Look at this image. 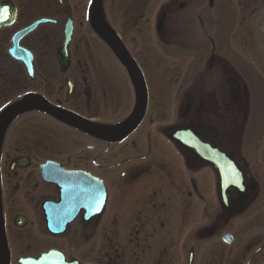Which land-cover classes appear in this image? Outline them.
I'll return each mask as SVG.
<instances>
[{"label":"flooded vegetation","instance_id":"obj_1","mask_svg":"<svg viewBox=\"0 0 264 264\" xmlns=\"http://www.w3.org/2000/svg\"><path fill=\"white\" fill-rule=\"evenodd\" d=\"M96 3L0 0V264H264V0Z\"/></svg>","mask_w":264,"mask_h":264},{"label":"water","instance_id":"obj_2","mask_svg":"<svg viewBox=\"0 0 264 264\" xmlns=\"http://www.w3.org/2000/svg\"><path fill=\"white\" fill-rule=\"evenodd\" d=\"M99 2H100V0H97L96 13L93 16L94 19L97 18V12H98L97 10H98ZM92 22H93V27H94L95 31L102 38H104V40L108 43L110 48L118 55L119 60L128 70V74L131 77L136 78L135 80H133V83L136 87V95H137V106L135 108V111L133 112L132 116H130L121 125H119L115 129L111 130L110 132L109 131L106 132V133H110L111 136H113L114 138L119 139V138H122L123 136H125L131 130H133L138 125L140 120L142 119L143 103H144L145 98H144V91L141 90V88H140L141 86H143L142 81H141V75H140V72L138 71V69L136 68V66L133 64V62H131L130 60H128L127 58H125L121 55V52H120L118 46H116L114 41H112L110 38H108L106 31H104L103 29H100L98 24L95 23V21H92ZM34 106H36L35 100L27 98L24 101H22L21 103L16 104V105L10 107L9 109H7L0 116V139H1V136H2V133L5 129V127L14 117H16L18 114H20L22 112L30 110ZM46 111L52 113L49 108H47ZM52 114H54V113H52ZM90 131L93 132L92 129ZM100 132L102 133L103 131L100 130ZM171 139L177 142V140H179V137L177 136V134L174 133V135L171 136ZM189 148H195L197 151L196 152L197 157L200 158L201 160H205L206 152L202 151V148H200L199 145L189 146ZM52 257H54V255L48 254L47 256H44V257H42V259L38 260L36 262V264H40V263H43L45 261H49V259H51V262L53 263Z\"/></svg>","mask_w":264,"mask_h":264},{"label":"snow or ice","instance_id":"obj_3","mask_svg":"<svg viewBox=\"0 0 264 264\" xmlns=\"http://www.w3.org/2000/svg\"><path fill=\"white\" fill-rule=\"evenodd\" d=\"M4 11H7V9H4Z\"/></svg>","mask_w":264,"mask_h":264}]
</instances>
